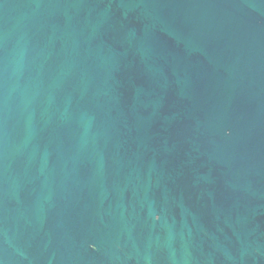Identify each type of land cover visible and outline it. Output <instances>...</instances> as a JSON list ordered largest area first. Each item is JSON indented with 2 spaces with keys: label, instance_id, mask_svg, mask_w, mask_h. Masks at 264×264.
Wrapping results in <instances>:
<instances>
[{
  "label": "water",
  "instance_id": "obj_1",
  "mask_svg": "<svg viewBox=\"0 0 264 264\" xmlns=\"http://www.w3.org/2000/svg\"><path fill=\"white\" fill-rule=\"evenodd\" d=\"M0 264H264V0H0Z\"/></svg>",
  "mask_w": 264,
  "mask_h": 264
}]
</instances>
